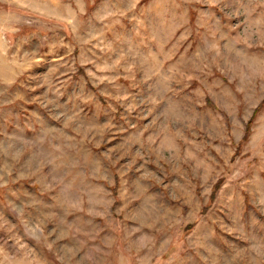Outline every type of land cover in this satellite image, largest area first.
Instances as JSON below:
<instances>
[{
	"label": "rangeland",
	"instance_id": "1",
	"mask_svg": "<svg viewBox=\"0 0 264 264\" xmlns=\"http://www.w3.org/2000/svg\"><path fill=\"white\" fill-rule=\"evenodd\" d=\"M0 264H264V0H0Z\"/></svg>",
	"mask_w": 264,
	"mask_h": 264
}]
</instances>
